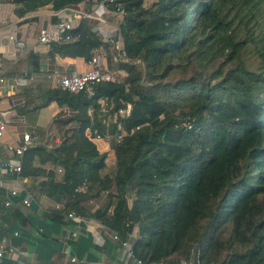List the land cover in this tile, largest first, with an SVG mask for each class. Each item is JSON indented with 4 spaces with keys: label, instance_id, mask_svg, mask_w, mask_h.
I'll return each instance as SVG.
<instances>
[{
    "label": "trees",
    "instance_id": "16d2710c",
    "mask_svg": "<svg viewBox=\"0 0 264 264\" xmlns=\"http://www.w3.org/2000/svg\"><path fill=\"white\" fill-rule=\"evenodd\" d=\"M82 1L16 0L15 14ZM144 1L109 4L120 15L122 49L112 55H122V80L75 94L42 91L30 78L40 71L36 52L26 72H3L30 78L19 87L20 112L55 103L71 114L54 116L59 143L30 146L18 174L34 205L44 197L56 206L43 221L21 210L22 193L5 207L0 189V221L10 220L5 231L16 248H38L40 264H52V230L69 226V212L109 229L141 264H264V0ZM47 47L52 59L89 61L108 43L80 22ZM127 104L129 115H118ZM121 131L127 135L110 142V175L89 136ZM0 264L15 263L7 255Z\"/></svg>",
    "mask_w": 264,
    "mask_h": 264
},
{
    "label": "crops",
    "instance_id": "0c3cea01",
    "mask_svg": "<svg viewBox=\"0 0 264 264\" xmlns=\"http://www.w3.org/2000/svg\"><path fill=\"white\" fill-rule=\"evenodd\" d=\"M15 1L0 0L1 74L26 72L28 54L36 52L40 55V71L38 74H32L31 78L39 81L42 91L56 87V82L63 76L81 74L92 68L111 71L117 81L118 77L125 76V71L119 69L116 63L117 59H122V55H112L114 50L122 49L118 29L120 15L113 11L109 4L103 3L102 0H85L61 11H54L48 5L20 18L15 14L17 9ZM59 20H69L72 27L83 22L98 38L108 43V49L94 50L89 61L58 56L50 58L47 55V45L38 42V33L41 28H51ZM19 42L23 44L22 47L17 45ZM92 59H95V62L92 63ZM5 78L9 80L10 77ZM2 88L0 86V113L4 114L6 130L0 137V150L4 156L0 164L14 162L13 147L19 143L24 133H35L40 144H50L52 137L59 136L52 124L54 116L60 112L64 116L71 114L69 109H61L55 103L34 112L22 113L18 110L25 103L21 87L11 91ZM93 142L99 152L106 154L107 166L113 164L114 154L110 143L103 140ZM5 181L9 189L17 187L11 174H8ZM55 206L50 200L41 197L39 204L33 205L30 211L40 214V218L45 221L47 210ZM5 221H0V238L4 237L11 243L10 235L4 229L5 226L9 227L10 220L6 218ZM79 226L77 236L68 245L64 239L70 230L78 228L75 223L52 230V236L56 238L51 241V249L55 251L54 257L51 258L52 264H136L118 246L109 229L90 217H82ZM29 236L36 240L35 233L29 231ZM38 251L35 245L27 243L17 248L10 258L15 264H40L37 258ZM70 255H75L76 263L68 262Z\"/></svg>",
    "mask_w": 264,
    "mask_h": 264
},
{
    "label": "built area",
    "instance_id": "2783aa9c",
    "mask_svg": "<svg viewBox=\"0 0 264 264\" xmlns=\"http://www.w3.org/2000/svg\"><path fill=\"white\" fill-rule=\"evenodd\" d=\"M105 4H114L116 3V7L119 8V0H102ZM71 22L69 20H59L56 24H54L51 28H41L38 33V42L40 44L48 45L51 42L60 41L62 39H66L68 36V33L72 29ZM19 47H22V43H17ZM91 62H95V59H92ZM31 78V77H30ZM28 77H10L9 80H7L2 74L0 73V86H2V89H7L6 91L14 90L15 88H19L23 85H26L27 81L30 80ZM115 80L114 74L107 70V69H98V68H92L86 72H83L81 74H72L68 76H63L58 79L56 82V87L67 91L69 93H78L88 86L100 83V82H108ZM131 105L127 104L124 108H121L118 110L117 114L120 116L127 117L130 113ZM4 114L0 113V137L4 134L6 130V123L3 119ZM127 135V132L121 131L117 134L110 135L108 133H105L103 136L99 133H95L91 136H89L90 139L94 141L103 140L107 143H110L112 140L115 141V143H119L121 139ZM60 139L58 137H52L50 144L46 145L48 147H51L52 145L58 144ZM39 144L38 137L35 133H24L21 137V140L19 143L15 144L13 147V154L15 156L13 163H3L0 164V189H2L5 192V199H4V206L8 207L12 204L11 199L14 197H17L20 193L23 194L22 202L20 205V208L22 211H28L31 209V207L34 205V201L32 196L23 188L21 181L18 177V174L20 172L21 168V158L24 154V152L32 145ZM45 145V144H43ZM7 165V167H3V165ZM8 174L12 175V178H14V182H16L17 187L15 189H9L8 184L5 181ZM6 176V178H4ZM66 221L70 225L71 223H75L78 227L74 230H70L68 234L65 236L64 242L65 244H69V242L74 239L77 234L78 230L80 228L79 223L82 221V217L76 215L73 212H69L65 215ZM4 229H7L5 226ZM19 232L17 230H14L12 232V237L16 238L18 237ZM35 236H37V233H35ZM11 238V237H10ZM113 239L117 241V237L113 234ZM121 248L127 253V255L131 258V254L129 251V244L127 242H124L121 244ZM17 248L12 245L11 243H8L7 240L3 237L0 238V262L3 259L4 256H11L14 251H16ZM68 262L70 263H76L77 258L75 255H70L68 257ZM136 264H141L140 262H135ZM161 264H168V263H161Z\"/></svg>",
    "mask_w": 264,
    "mask_h": 264
},
{
    "label": "rangeland",
    "instance_id": "374dc122",
    "mask_svg": "<svg viewBox=\"0 0 264 264\" xmlns=\"http://www.w3.org/2000/svg\"><path fill=\"white\" fill-rule=\"evenodd\" d=\"M152 1H153V0H145L144 3H145V5H149ZM118 79H119V80H122V77L120 76V77H118ZM114 167H115V164H114V163L108 165V166L106 167V169H105L106 173H108V174L111 175V174L114 172ZM102 199H103V198H102ZM102 199H100V200H93V201H91V202H87V203H85V204H86V206H87L88 208H92V207L100 206L101 203H102ZM180 264H184V263H180Z\"/></svg>",
    "mask_w": 264,
    "mask_h": 264
},
{
    "label": "water",
    "instance_id": "95a60500",
    "mask_svg": "<svg viewBox=\"0 0 264 264\" xmlns=\"http://www.w3.org/2000/svg\"><path fill=\"white\" fill-rule=\"evenodd\" d=\"M3 167H7V165L4 164Z\"/></svg>",
    "mask_w": 264,
    "mask_h": 264
}]
</instances>
